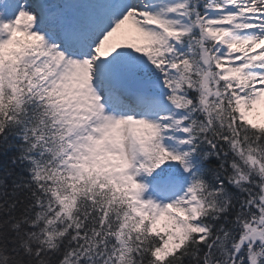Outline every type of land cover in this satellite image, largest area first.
I'll list each match as a JSON object with an SVG mask.
<instances>
[{"label": "snow or ice", "instance_id": "6c2138e0", "mask_svg": "<svg viewBox=\"0 0 264 264\" xmlns=\"http://www.w3.org/2000/svg\"><path fill=\"white\" fill-rule=\"evenodd\" d=\"M0 264H264V0H0Z\"/></svg>", "mask_w": 264, "mask_h": 264}]
</instances>
